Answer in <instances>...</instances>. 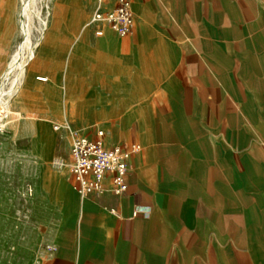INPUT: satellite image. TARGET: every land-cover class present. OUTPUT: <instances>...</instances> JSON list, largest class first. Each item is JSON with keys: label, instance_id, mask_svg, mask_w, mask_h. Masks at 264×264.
I'll return each mask as SVG.
<instances>
[{"label": "crops", "instance_id": "crops-1", "mask_svg": "<svg viewBox=\"0 0 264 264\" xmlns=\"http://www.w3.org/2000/svg\"><path fill=\"white\" fill-rule=\"evenodd\" d=\"M48 2L30 63L54 80L34 77L29 107L94 118L105 128L86 135L142 150L126 192L82 193L36 123L28 158L12 130L0 166L33 165L34 187L0 167V264H264V0H131L129 36L97 33V0ZM22 6L0 0V74Z\"/></svg>", "mask_w": 264, "mask_h": 264}, {"label": "rangeland", "instance_id": "rangeland-1", "mask_svg": "<svg viewBox=\"0 0 264 264\" xmlns=\"http://www.w3.org/2000/svg\"><path fill=\"white\" fill-rule=\"evenodd\" d=\"M130 2H131V0H130ZM24 3H25V0H23V6L25 5ZM49 3L50 2H48V0H32V9L30 10V13L28 14V15H30V19L27 20V22H29V27H30L29 43L32 45L33 49L35 48L36 45H38L41 48V46L46 41V36H44L43 34L45 33V28L48 25V16H49L50 11H51V4H49ZM131 5H132V2H131ZM132 8L135 11V20H136V16H137L136 10L133 7V5H132ZM92 21H93V16H92ZM19 29L22 32V36L18 38V42H17L18 45L22 41L25 40V35L23 33V27H22V20L20 21ZM135 30H136V28H135ZM130 35H132V34H130ZM126 36H129V35H126ZM28 53H29V48H26V52L24 55L25 59L28 58ZM14 55H15V53L12 54L10 62L13 59ZM9 63H8V65H9ZM29 64H31V63H29ZM4 70H2V73ZM37 72L47 74L42 69L37 70ZM37 72H35L34 75H36ZM1 74H0V81H1ZM43 85H45V84H43ZM21 103L25 104L24 105L25 109L23 110V111H25L24 112L25 116L20 118L18 126L11 125L10 127L5 126V128H2V126H3L2 124L0 126V156L14 155L13 154L14 150L12 149V141H14V134L11 132L12 130L19 127L20 125L24 129V127L26 125H28L29 122L32 124H33V122H35V123L43 122V124H42L43 128L40 129L41 131L42 130L43 131L39 132V135H40L39 140H41V139L46 140L54 147L53 150L55 152L56 158L58 159V161H57L58 166L61 167V169L67 171L68 173L71 172V174L73 176L71 166H72V144H73L74 138L78 135H81V134H88V131H89L87 129L88 125H93L94 123H97V122L92 121V120H94V118H88V117H69L68 118V117H63V116H58V115L42 116L37 111L38 108L35 111H32V109L29 107V100L26 97H24V100H21ZM55 105H56L55 109L57 110L59 108L58 104L55 103ZM41 116L44 118V120ZM100 121H102L101 118H100ZM102 123L103 122H101L99 124L98 123L95 124L94 125L95 129L97 130L100 127H104V126H102ZM68 125H70V126H68ZM103 135H104V133H103ZM103 135H102V137H103ZM22 136H23V138H22V141L20 142L21 147H22L21 155L23 158H28L31 156L28 152V149L31 146L32 133L29 129H27L26 131L23 132ZM103 139H104V137H103ZM105 142L107 144H109L106 140H105ZM122 142H138L140 144V149L138 151H134L133 153H139L142 150V144L137 139L132 140V141H122ZM122 142H117V143H122ZM8 151H12V152L8 153ZM133 153L129 157L128 173L130 171V159H131V156L133 155ZM0 167L4 169V174L7 175L6 176L7 180L9 179V181H12V184H13V181L15 180V177H16L17 179H21L23 190H25L28 193H30L32 191V189L34 187L33 186V181H34L33 180L34 179L33 178V176H34V166L33 165L23 163L21 166L2 165ZM16 167H20V168H22V170L16 173L14 170ZM73 179H74V185L76 186V182H75L76 180H75L74 176H73ZM9 186L12 188L11 184ZM76 188H77V186H76ZM95 191H97V190H95ZM88 193H90V192H88ZM115 193H117V192H115ZM137 214L138 213L135 212V215H137ZM10 264H14V263L12 262Z\"/></svg>", "mask_w": 264, "mask_h": 264}, {"label": "built area", "instance_id": "built-area-1", "mask_svg": "<svg viewBox=\"0 0 264 264\" xmlns=\"http://www.w3.org/2000/svg\"><path fill=\"white\" fill-rule=\"evenodd\" d=\"M93 22L98 25V34H103V25L109 26L121 36L133 34L136 28L135 11L130 0H97ZM46 75H38L36 81L45 84ZM104 131L97 137L78 135L72 144V173L76 186L82 193L104 189L111 183L112 189L123 193L128 189L129 157L140 149L138 142L107 144Z\"/></svg>", "mask_w": 264, "mask_h": 264}, {"label": "bare ground", "instance_id": "bare-ground-1", "mask_svg": "<svg viewBox=\"0 0 264 264\" xmlns=\"http://www.w3.org/2000/svg\"><path fill=\"white\" fill-rule=\"evenodd\" d=\"M24 4L25 5L22 6L21 17L25 40L19 44L18 51L15 53L7 68H5L1 74L0 126L2 124V128H5V126L10 127L11 125L18 126L20 118L25 116V111H22L21 109L25 108V104H22L21 100H24V97L30 98L33 94L35 95V92L32 91L33 94L31 93V88L29 87V84L33 81L34 77L36 78V75H34L36 71L32 68V64L29 63L31 61L35 62L37 57L32 45L29 43L30 27L29 22H27V20L30 19V15L28 14L32 9V0H25ZM43 35H45V33ZM26 48H29L28 58H26L27 60L24 58ZM42 70L47 73L46 68ZM53 80V75L49 74L46 84H51ZM35 96L41 99L40 94ZM39 103L34 106L32 111H35L39 107L42 108L43 105H41V101ZM33 124H35V122H33ZM42 124L43 122L36 123L39 129L43 128ZM24 129H29L31 131L32 123L29 122V124L26 125Z\"/></svg>", "mask_w": 264, "mask_h": 264}]
</instances>
